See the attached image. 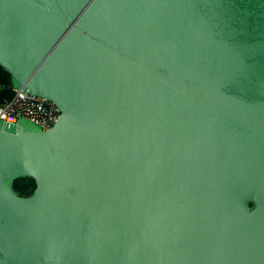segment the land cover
<instances>
[{
	"label": "water",
	"instance_id": "obj_1",
	"mask_svg": "<svg viewBox=\"0 0 264 264\" xmlns=\"http://www.w3.org/2000/svg\"><path fill=\"white\" fill-rule=\"evenodd\" d=\"M0 68L59 111L0 120V264H264V0H0Z\"/></svg>",
	"mask_w": 264,
	"mask_h": 264
},
{
	"label": "built area",
	"instance_id": "obj_2",
	"mask_svg": "<svg viewBox=\"0 0 264 264\" xmlns=\"http://www.w3.org/2000/svg\"><path fill=\"white\" fill-rule=\"evenodd\" d=\"M7 88L0 85V120L16 123L29 120L43 129L51 128L59 117L57 107L44 99L27 92L13 90L12 96L3 95Z\"/></svg>",
	"mask_w": 264,
	"mask_h": 264
},
{
	"label": "trees",
	"instance_id": "obj_3",
	"mask_svg": "<svg viewBox=\"0 0 264 264\" xmlns=\"http://www.w3.org/2000/svg\"><path fill=\"white\" fill-rule=\"evenodd\" d=\"M0 85L7 88L5 92H3V95L7 98L11 97L13 94V89L11 87L10 77L9 74L3 71L0 68ZM14 190L20 195V196H27L32 193V191L35 188V183L32 179L22 178L17 179L14 181Z\"/></svg>",
	"mask_w": 264,
	"mask_h": 264
}]
</instances>
